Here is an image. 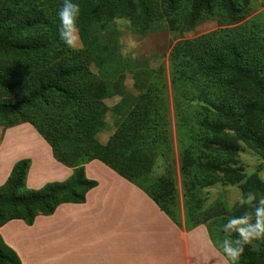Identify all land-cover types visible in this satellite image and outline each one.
I'll use <instances>...</instances> for the list:
<instances>
[{
	"label": "trees",
	"instance_id": "16d2710c",
	"mask_svg": "<svg viewBox=\"0 0 264 264\" xmlns=\"http://www.w3.org/2000/svg\"><path fill=\"white\" fill-rule=\"evenodd\" d=\"M217 1L231 23H237L236 0H163L164 12L156 16L153 0H77L78 27L85 32L84 47L75 50L58 38L56 12L62 0H0V119L20 117L17 124L33 125L55 158L73 168L68 180L32 190L26 185L31 160L17 162L0 186V228L15 219L32 225L37 216L52 215L61 204L85 203L98 183L86 177L84 165L95 159L143 188L177 220L165 73L122 56L114 21L130 19L137 31L154 22L151 16L173 25L181 8L182 19L191 26L206 14L215 15ZM257 29L258 20H253L181 42L171 54L186 221L189 227L205 224L221 252L213 231L217 220L202 219L207 215L203 189L220 182L238 185L245 197L249 192L257 199L264 195V181L239 165L245 148L264 160V39ZM127 71L134 75L137 96L125 88ZM117 95L122 100L112 111L120 121L102 144L97 136L106 129L110 111L105 100ZM159 157L166 173L156 178L152 173ZM255 203L244 204L236 214L251 215ZM257 241L260 248L246 246L238 264H264V239ZM0 264H22L1 235Z\"/></svg>",
	"mask_w": 264,
	"mask_h": 264
},
{
	"label": "crops",
	"instance_id": "0c3cea01",
	"mask_svg": "<svg viewBox=\"0 0 264 264\" xmlns=\"http://www.w3.org/2000/svg\"><path fill=\"white\" fill-rule=\"evenodd\" d=\"M111 130L102 144L116 128ZM23 159L31 160L26 185L32 190L64 182L73 174L30 123L8 127L0 137V186ZM158 160L152 173L156 178L166 173L164 158ZM158 166L164 174L156 172ZM84 169L86 177L98 183L85 203L61 204L52 215L37 216L32 225L15 219L0 228L4 243L22 264H229L205 224H187L180 165L177 220L103 161L92 160Z\"/></svg>",
	"mask_w": 264,
	"mask_h": 264
},
{
	"label": "rangeland",
	"instance_id": "374dc122",
	"mask_svg": "<svg viewBox=\"0 0 264 264\" xmlns=\"http://www.w3.org/2000/svg\"><path fill=\"white\" fill-rule=\"evenodd\" d=\"M186 3L189 0H181ZM183 5H186L184 4ZM238 7L240 8L239 21L235 24L231 23V19L223 9L219 1L215 4V15L209 16L206 14L199 23L187 25L183 18V11L181 8L175 16V24H171L168 21L159 22L153 16L160 15L164 12L163 0H153V23H149L146 28H142L141 31H137L133 28L130 19H117L120 21H130V24H117V32L120 34V51L122 56L130 61L132 64H145L148 69L163 70L166 82L167 101L169 104V112L171 113L173 140H174V155L172 159V165L175 172V179L177 180L181 148L178 146L177 141V126H176V109L174 90L172 82V66H171V54L177 44L184 41H193L200 37L215 32H224L232 30L242 25L251 23L253 20H258L259 29L257 31L260 34V39H264V0H236ZM150 20V19H149ZM182 20V21H181ZM153 21V20H152ZM152 24V26H151ZM123 28V31L120 30ZM85 31L79 29V37L82 41V35ZM228 38L227 35L224 39ZM260 41V40H258ZM258 43V42H257ZM256 43V44H257ZM84 47L82 43L75 48L80 50ZM163 68V69H162ZM91 69L94 73L98 72L97 67L92 64ZM135 79L131 72L126 73L124 85L126 90L134 96L139 95V91L135 89ZM122 97L117 95L105 100V103L109 107L110 111L107 115V127L97 136V139L103 140L108 136V131L114 128L117 129L119 118L113 115V109L121 103ZM22 120L20 117H10L7 119H0V137L4 131L11 125L20 123ZM22 124V123H21ZM18 125V124H17ZM39 133V132H38ZM186 147V146H185ZM18 156L15 154L13 157ZM16 158V157H15ZM239 165L244 168L246 174H258V176L264 181V160L256 152L245 148L240 152ZM10 160V158H9ZM161 159L158 160V162ZM21 161V160H20ZM19 162V161H18ZM165 166V164H164ZM176 168H175V167ZM157 171L163 173L161 166L157 167ZM166 171V170H164ZM158 174V175H159ZM181 176V175H180ZM183 186L180 191L184 194ZM237 189L239 191H237ZM243 193L242 189L238 185L215 183L210 186H206L202 191V205L207 210L206 217L209 222L217 220L214 224L213 231L216 235L218 244L221 245L223 239L228 238L229 234L223 230V225L227 223V219L233 216H238L236 211L239 212L241 205L239 203L233 204L232 201ZM244 194V193H243ZM245 195V194H244ZM237 207H239L237 209ZM232 238H236V233H232ZM251 245L254 249H259V241H251L246 246Z\"/></svg>",
	"mask_w": 264,
	"mask_h": 264
},
{
	"label": "clouds",
	"instance_id": "9594fccd",
	"mask_svg": "<svg viewBox=\"0 0 264 264\" xmlns=\"http://www.w3.org/2000/svg\"><path fill=\"white\" fill-rule=\"evenodd\" d=\"M81 8L77 0H62L61 6L57 9L58 18L57 33L59 40L69 49H75L82 41L79 37L78 20ZM116 24H130V21H114ZM123 31V28H120ZM237 191H239L237 189ZM256 202L251 215L245 213L242 216H233L227 219L223 230L228 233V238L221 242V249L229 264H238L243 255L245 245L251 241L264 239V195L249 192L247 196L240 193L232 203H239L243 206L246 203ZM236 238H232V233Z\"/></svg>",
	"mask_w": 264,
	"mask_h": 264
}]
</instances>
